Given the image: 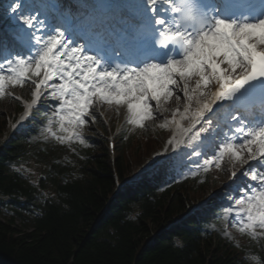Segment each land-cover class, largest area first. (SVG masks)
Instances as JSON below:
<instances>
[{
    "label": "snow or ice",
    "instance_id": "snow-or-ice-1",
    "mask_svg": "<svg viewBox=\"0 0 264 264\" xmlns=\"http://www.w3.org/2000/svg\"><path fill=\"white\" fill-rule=\"evenodd\" d=\"M239 4L133 0L99 21L90 17L85 38L69 23L78 18L58 13L49 22L41 9L12 0L6 14L20 50L0 42V97L30 80L35 90L25 116L43 91L59 101L41 135L84 144L80 130L86 117L94 122L95 104L126 107L128 122L144 127L179 89L172 119L159 125L172 132L167 147L191 149L202 158L197 171L226 161L232 179L248 165L241 175L255 183L238 189L227 212L235 211L239 232L255 239L264 230V0L256 15L236 14ZM43 7L57 12L54 4Z\"/></svg>",
    "mask_w": 264,
    "mask_h": 264
},
{
    "label": "trees",
    "instance_id": "trees-1",
    "mask_svg": "<svg viewBox=\"0 0 264 264\" xmlns=\"http://www.w3.org/2000/svg\"><path fill=\"white\" fill-rule=\"evenodd\" d=\"M34 135L10 132L0 113V264H246L218 211L186 217L206 184L164 187L165 165L128 186L152 152L145 141L120 137L113 156L92 140L69 155Z\"/></svg>",
    "mask_w": 264,
    "mask_h": 264
},
{
    "label": "rangeland",
    "instance_id": "rangeland-1",
    "mask_svg": "<svg viewBox=\"0 0 264 264\" xmlns=\"http://www.w3.org/2000/svg\"><path fill=\"white\" fill-rule=\"evenodd\" d=\"M34 89V85L31 83V81H27L23 86H8L6 88V93L2 97V101H0V113L3 114H8L9 115V122L11 123L12 128H22V122H21V115L16 114L17 110L19 109V103L24 105L23 103L25 102L24 99L26 97L30 96L32 91ZM183 95L182 92L179 91V89H176L174 91L173 97L163 105L162 111H157L155 112L156 119L151 120V121H146L144 124V127H139L136 125V128L132 129L133 131L137 132L139 130V134L145 135L150 132H153L157 130L159 125L163 123L165 119L171 120L172 115L171 113L177 108V102L175 100V96ZM19 97V99H17ZM43 99L41 96L40 101ZM24 102H23V101ZM47 103V101H46ZM153 102V106H154ZM183 105L184 101L181 99L179 102V107L180 111H183ZM90 111L94 113V122L91 117H86V121H88L85 126L80 130V135L82 139L86 136H95L97 138H101L104 135V126H107L109 128L110 133L115 131L116 135L123 129V128H129L133 126V124H130L128 122V113L126 107H120L117 109L115 106H109L106 104H95ZM46 112H48L46 110ZM17 118V120L14 122V120ZM179 116H177V119ZM188 121L185 120L183 123V126L187 123ZM189 123V122H188ZM187 123V126H188ZM185 126V127H187ZM166 129V128H165ZM169 133L172 132L167 129ZM114 135V134H113ZM74 143L78 144L80 143L79 141L73 140ZM186 147H182L179 150L175 151L173 155H176L178 159V155L183 154L182 159H178L177 161V167H179L181 164L187 162L191 157H192V150L191 151V156L189 157L187 154L182 151V149H185ZM164 151V148L161 150L162 153ZM158 154H156L157 156ZM172 155V156H173ZM155 156V157H156ZM154 157V158H155ZM172 157V158H174ZM202 163V159L200 162ZM197 163V164H198ZM240 168V167H237ZM236 168V169H237ZM187 174L192 175L193 172L196 171L195 166L192 168H189L188 170L186 169ZM231 171V165L227 163L226 161L221 162V168L217 169L215 167H210L209 168V174L211 176V181L212 183H215V185L220 186L222 182L226 179L228 172ZM227 214V212H225ZM227 239L234 243L236 246H243L244 242L245 243H251L254 245V247L249 248L248 251V258L249 260H260L259 258H255L256 253H260L264 255V230H257L256 233V238L253 239L251 236L248 234H242L239 232L238 228H228L226 229L225 233ZM245 235H248L246 237ZM250 241V242H249ZM259 254V255H260Z\"/></svg>",
    "mask_w": 264,
    "mask_h": 264
},
{
    "label": "bare ground",
    "instance_id": "bare-ground-1",
    "mask_svg": "<svg viewBox=\"0 0 264 264\" xmlns=\"http://www.w3.org/2000/svg\"><path fill=\"white\" fill-rule=\"evenodd\" d=\"M179 119V118H178ZM185 121L182 122V124L184 123Z\"/></svg>",
    "mask_w": 264,
    "mask_h": 264
}]
</instances>
